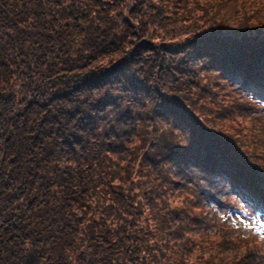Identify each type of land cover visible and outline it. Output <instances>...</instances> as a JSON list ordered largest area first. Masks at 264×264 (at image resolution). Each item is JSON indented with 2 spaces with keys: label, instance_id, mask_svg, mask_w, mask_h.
<instances>
[{
  "label": "trees",
  "instance_id": "trees-1",
  "mask_svg": "<svg viewBox=\"0 0 264 264\" xmlns=\"http://www.w3.org/2000/svg\"><path fill=\"white\" fill-rule=\"evenodd\" d=\"M173 3L0 0V264H245L207 260L209 220L175 210L177 174L264 213V169L182 84L211 66L264 92V20L247 0L195 1L165 32ZM130 135L145 146L119 149Z\"/></svg>",
  "mask_w": 264,
  "mask_h": 264
},
{
  "label": "rangeland",
  "instance_id": "rangeland-1",
  "mask_svg": "<svg viewBox=\"0 0 264 264\" xmlns=\"http://www.w3.org/2000/svg\"><path fill=\"white\" fill-rule=\"evenodd\" d=\"M173 1L172 7L170 6L172 11H169L170 17L166 19L170 23L162 29L165 32L168 29L181 30L190 22L187 17L193 2H200V5H203L220 0ZM247 1L250 5L246 6L251 7L256 13L252 19L261 18L264 20V0ZM155 3L159 12L163 14L164 11L158 7L161 2ZM163 31L161 32L164 33ZM178 35L176 36L180 38L179 41L184 40L187 36ZM234 80L235 82L229 81V85L213 67H199V72L192 75L189 81L183 82L182 86H184L190 100L197 104L198 107L195 105V108L203 112L207 122L218 128L224 136L232 141L224 140L231 143L238 154L241 151L247 155L251 159L252 165L264 169V108L261 106L264 104V92L261 91L263 89L255 83L243 84L242 75ZM147 123L148 128L154 129L155 132L156 128L162 127L156 122V119H153L152 123ZM130 136L131 141L125 142L126 144L119 149L127 151L130 146L141 145L142 148L145 146L146 140H140L136 135ZM255 138L261 140L256 142L254 141ZM251 142L255 144L256 148H253ZM251 149H255V152ZM252 157L255 159L254 161ZM141 162L136 161L134 163L139 170V176L145 179L143 176L145 173L154 179L157 175L156 168L147 164L145 169ZM194 171L198 178L196 180L193 175L184 178L177 174L179 184L175 186V199L179 203V207L175 210L181 212L184 210L181 208L184 205L188 210L191 209L194 214L204 213L207 216L209 223L205 229H201V233L207 234V242L202 243L207 244V260H219L220 258L230 260L232 257L231 260H245V264H264V213H255L248 211V209H240L241 207L236 208L244 204L239 196L234 193L225 194V191L222 190L217 191L216 189L220 187V184L215 188L211 187L209 181L203 179L197 168ZM145 180L150 179L146 178ZM220 223L227 226L229 240L226 235L223 237L225 229L222 228L223 231L222 229L219 231ZM231 235L240 238V240ZM199 240L201 241L203 238H199ZM217 244L219 245L218 249ZM227 244L232 246L229 255L228 252L222 253Z\"/></svg>",
  "mask_w": 264,
  "mask_h": 264
}]
</instances>
